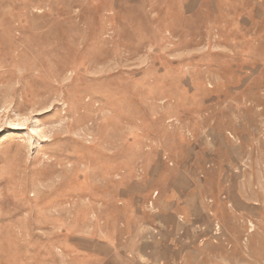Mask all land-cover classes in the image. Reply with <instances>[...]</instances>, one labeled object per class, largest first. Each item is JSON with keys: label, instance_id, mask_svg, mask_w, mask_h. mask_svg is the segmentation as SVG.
I'll use <instances>...</instances> for the list:
<instances>
[{"label": "rangeland", "instance_id": "374dc122", "mask_svg": "<svg viewBox=\"0 0 264 264\" xmlns=\"http://www.w3.org/2000/svg\"><path fill=\"white\" fill-rule=\"evenodd\" d=\"M157 208L264 264V0H0V264H136Z\"/></svg>", "mask_w": 264, "mask_h": 264}, {"label": "crops", "instance_id": "0c3cea01", "mask_svg": "<svg viewBox=\"0 0 264 264\" xmlns=\"http://www.w3.org/2000/svg\"><path fill=\"white\" fill-rule=\"evenodd\" d=\"M203 213L205 212L197 208L191 214L192 216L186 212L180 214L185 216V225L188 226L195 223L200 224L199 217ZM155 215L156 218L146 226H160L159 238H156L147 228H143L135 232L130 230L124 243L120 244L119 247H122L125 257L130 256L128 261L136 264H200L198 262L200 258L195 256L197 246L187 243L173 244L172 242V234L177 232L180 227L175 216L176 213L157 208ZM181 227L184 228V225L181 224ZM189 233V229H186V237L189 236ZM103 246L111 252L115 249V244L112 242ZM213 260L215 259L212 258L211 262H214Z\"/></svg>", "mask_w": 264, "mask_h": 264}, {"label": "bare ground", "instance_id": "6f19581e", "mask_svg": "<svg viewBox=\"0 0 264 264\" xmlns=\"http://www.w3.org/2000/svg\"><path fill=\"white\" fill-rule=\"evenodd\" d=\"M57 73H59V70H58ZM128 123H129V122H128ZM97 141H99V140H97ZM101 141L103 142V140H101ZM109 142H110V141H109ZM109 142H107V143H109ZM98 145L100 146L101 144L98 143ZM98 145H95V147L98 146ZM108 145H109V144H108ZM101 146H102V145H101ZM110 146H111V145H110ZM113 146H114V145H113ZM97 149H98V147H97ZM100 149H101V148H100ZM107 149H108V148H107ZM97 151L99 152V150H97ZM97 151H96V152H97ZM110 169H111V168H110ZM113 170L115 171L116 169L113 168ZM111 171H112V170H111ZM115 172H116V171H115ZM110 174H112V173L110 172Z\"/></svg>", "mask_w": 264, "mask_h": 264}]
</instances>
